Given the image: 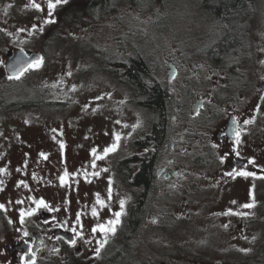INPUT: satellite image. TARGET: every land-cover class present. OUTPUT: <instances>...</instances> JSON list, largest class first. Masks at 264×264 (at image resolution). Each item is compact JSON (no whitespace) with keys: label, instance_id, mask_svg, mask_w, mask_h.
<instances>
[{"label":"rangeland","instance_id":"obj_1","mask_svg":"<svg viewBox=\"0 0 264 264\" xmlns=\"http://www.w3.org/2000/svg\"><path fill=\"white\" fill-rule=\"evenodd\" d=\"M35 2L41 4L43 11L27 6L31 0H0V61H3L0 63V97L24 100L41 95L47 100L64 103L50 109L36 105L0 109V168L7 170L0 172V181L3 182L0 183V204L4 205L6 224L10 221V226H6L0 239H9L11 234L20 230V209L35 206V200L43 196L62 198L65 187L59 177L67 170L70 174L77 173L72 177L79 206L89 216L90 238L97 242L103 238V234L98 231L93 233L92 228L113 218L114 212L120 210V200L125 201L126 211L134 199L116 174L115 166L119 158L132 152L134 139L149 128L151 113L137 103L136 94L129 85L118 82L100 66L102 64L96 58L95 48L110 47L109 52L118 53L124 58L127 52L142 51L155 76L166 81L169 61L185 56L184 53L192 54V48L186 45L195 46L197 42L207 39L214 32V23L200 9L196 0H169L166 6L168 12L162 11L160 3L147 8L145 12L121 5L118 10L112 11L110 17H103L95 25L73 19L71 23L57 25L56 22L50 26L43 24L47 17L44 16L47 13L46 0ZM256 9L246 40L253 47L256 75L250 77L258 88L260 77H264V0H257ZM157 12L159 16L155 18ZM61 17L64 16L56 15V21H61ZM33 25H37V28L34 29ZM40 26L44 30L49 27L48 31L54 35L50 41L48 37H41ZM240 40L246 44L245 40ZM93 45L99 47L94 48ZM42 46L44 59L41 67L32 69L18 80H10L5 68L8 48H17L12 49L16 51ZM189 60L198 61L195 57ZM208 64L209 61L206 63L209 67ZM179 78L175 80L178 86L182 84ZM157 82L155 80L153 84ZM183 86L187 95L185 100H190L192 106L196 93L200 94L204 89ZM172 94L174 100L180 98L179 90L171 91ZM261 125L264 127V111ZM117 134L120 136L117 150L96 159L92 150L96 149V155L101 156L103 149L115 141ZM41 153L46 154L47 158L42 157ZM94 160L95 167L92 166ZM85 171L87 178L83 175ZM20 181L27 186L20 184ZM97 194L106 201L103 207L96 203ZM17 201L22 203L18 204ZM93 207L97 209V216L92 215ZM185 225L181 224L171 231L161 226H147L142 234L149 238L153 248L159 244L161 247V242L168 240L167 235H172L170 241L166 242L169 250L185 249L188 244L183 238L196 237L201 243L207 241V231H192ZM248 231L251 233L252 229ZM120 232L118 228L115 235L109 234L108 238L115 240ZM208 232L215 247L223 233L218 228ZM175 238L180 240L177 242ZM240 249L250 251L242 252ZM254 251L253 243L242 241L233 228L224 227L227 259L241 257L251 260Z\"/></svg>","mask_w":264,"mask_h":264},{"label":"flooded vegetation","instance_id":"obj_2","mask_svg":"<svg viewBox=\"0 0 264 264\" xmlns=\"http://www.w3.org/2000/svg\"><path fill=\"white\" fill-rule=\"evenodd\" d=\"M68 4L60 6L54 15L64 16L63 11ZM246 44L242 42L231 46L234 49L232 55L221 54L219 58H215L212 53H204L208 51H200L197 44L186 45L192 48V54L184 53L185 56L169 61L166 81L159 80L152 69V77L149 78L152 82L158 81V86L168 94L164 133L160 139L155 137L154 127L159 121V113L152 106L143 104L151 113V124L134 139L132 152L123 157L141 155L140 159L144 161L151 159L152 181L148 185L137 183L136 172L140 166L136 165L131 171H122L118 162L123 158H119L115 166L116 174L123 181L126 191L134 197L125 211L127 218L133 206L138 203L143 205L138 226L127 238H122L121 233L115 240L108 238L101 255H94L98 245L96 240L90 238L89 216L79 206L73 177L69 173V183L64 184L65 194L62 198H42L51 211L46 208L37 209L32 216L25 217L24 223L19 221L21 228L18 233L11 234L9 239H0V264H25L33 255L35 264H264V127L261 125L264 99L260 98L264 96V77H260L261 82L256 88V83L250 77L255 74L256 67L253 47ZM109 48H103V52L106 55L113 54L122 62H128L134 55L127 52L124 58L118 53L109 52ZM12 49L8 48L7 53ZM142 55L147 60L143 52ZM191 57L198 61H190ZM96 58L102 64L99 57ZM208 61L209 67L206 66ZM179 76L182 81L180 86L175 81ZM183 85L204 89L202 93H196L192 106L190 100H185L187 95ZM175 90L180 92V98L176 100L171 95V91ZM257 105L260 106L258 111ZM253 116L254 123L243 124V120ZM233 119L241 131L239 145L234 142ZM233 149L240 152L239 157ZM221 156H226L224 163H221ZM249 159H254L255 163L248 164ZM233 168H244L255 173V176L233 178L226 175ZM253 198L255 207H241L251 203ZM228 209L247 212L248 215H223ZM1 218L2 238L10 221L6 224L5 212ZM123 219L124 215L117 229L126 224ZM184 223L192 231H207V241L201 243L196 237L183 238L188 244L185 249L169 250L166 242L170 241L172 235H167L169 238L161 242V247L159 244L153 248L149 238L142 234L147 226H161L171 231ZM224 224L233 228L242 241L254 244L253 259L226 258ZM73 228L83 235H76ZM213 228L223 233L215 247L212 246L211 234L208 232ZM250 229L251 233L247 232ZM24 232L28 235L25 236ZM70 239L77 241L75 246L68 243ZM174 240L178 242L180 239ZM188 240L191 242L188 243ZM29 248L31 252H28Z\"/></svg>","mask_w":264,"mask_h":264},{"label":"trees","instance_id":"obj_3","mask_svg":"<svg viewBox=\"0 0 264 264\" xmlns=\"http://www.w3.org/2000/svg\"><path fill=\"white\" fill-rule=\"evenodd\" d=\"M196 1L198 2L200 9L214 23V32L207 39L204 38L203 42H197V48H200V51H208L204 52L207 55H211L212 53L215 58H219L221 54L232 55V50L234 49L231 46H236L237 43L241 44L240 42L242 41L240 39L245 40L249 33L248 27L257 11V0ZM156 3H160L163 12H168L166 6L169 4V0L70 1L63 11L64 17H61V21H57L56 24L59 25L61 23L63 25L67 22L71 23L74 19L77 22L84 20L85 23L90 22L95 25L98 24L103 17H110L112 11L118 10L121 5L132 6L135 9L138 8L139 11L145 12L147 8L154 6ZM158 12L155 13V18L159 16ZM53 25L54 24H51L50 26ZM48 28L49 27L43 32H40V34H42V38L48 37L50 41L54 35H51ZM43 47L44 46L41 47V50ZM95 50L99 60H101L103 68L112 73L118 82H126L133 88L136 95H138L136 98L138 103L142 105L148 104L149 107L152 106V108L158 111L159 121L154 127V135L160 139L164 133V121L166 120H164V114L168 94L166 90L159 87L157 83L153 84V82H151L152 79L149 77H152V68L149 62L144 59L145 57H142V51L139 53L135 52L128 62H122L113 54L112 56L106 55L102 48ZM3 94L5 95V93ZM23 99L24 100L7 99L2 96L0 97V109H19L30 105L50 109L54 106L59 107L64 103V101L47 100L41 95ZM140 158L141 155H132L128 158H123L118 162V166L122 171H125V169L131 171L136 165L140 166V169L136 172V182L148 185L152 181L153 161L151 159L144 161L143 158ZM142 208V203H138L132 207L128 218L127 213L124 215L123 220L126 222L127 226L124 223L121 227L120 233L122 238H127L129 233L136 229L142 214ZM1 217H4L2 209H0V219H2Z\"/></svg>","mask_w":264,"mask_h":264},{"label":"snow or ice","instance_id":"obj_4","mask_svg":"<svg viewBox=\"0 0 264 264\" xmlns=\"http://www.w3.org/2000/svg\"><path fill=\"white\" fill-rule=\"evenodd\" d=\"M46 3H47V17L43 21V24H45V25H47V24H55L57 22L56 19H55V15H54L56 10L60 6L68 4L69 0H46ZM27 6H29L31 8H34V9H37L38 11H43V8H42L41 4L40 3H36L35 0H31V3L29 5H27ZM33 28L34 29L37 28V25H33ZM39 31L40 32L44 31L43 26L39 27ZM43 59H44L43 56H37V57H35L33 59H27L25 57L19 58L16 63H14L13 65L9 66L10 69H11L12 75H10L8 78L9 79H17V80L20 79L27 71L41 67V65L43 64ZM0 63H3V61H0ZM70 74L71 73H69V75ZM260 98L264 99V96H261ZM259 107H260L259 105L256 106V110L257 111L259 110ZM254 121H255V117L253 116V117H251L249 119L243 120V124L244 125H250V124L254 123ZM117 123H119V121H117ZM233 123H234L233 135H234V138H235L234 142H235L236 145H239L241 143V139H240L241 131H240V128H239V124L236 122L235 119H233ZM133 127H136V125H134ZM119 141H120V136L117 134L115 136V141L110 146H108V147L103 149V154L101 156L96 155V149L92 150L93 156L96 159H102L103 157L107 156L109 153L115 152L117 150L118 146H119ZM60 147H61V149H63V147H64L63 142L60 143ZM233 151H235V155L237 157L240 156V152L238 150L233 149ZM40 155L42 157H44L45 159L47 158L46 154H44V153H41ZM226 155H228V154H226ZM225 158H226V156H221L220 157L221 163L225 162ZM247 163L248 164H254L255 160L254 159H249L247 161ZM92 166L95 167V160L93 161V165ZM245 168H246V165H245ZM6 171H7L6 169L0 168V172H6ZM105 171H107V170L105 169ZM71 175L73 177H75L77 175V173H72ZM83 175L85 176V178H87L88 173L85 171L83 173ZM93 175H99V173H94ZM226 175L235 178L236 176H243V177L255 176V173L246 171L244 168H241V169L233 168L231 171L227 172ZM59 180H60V183L62 185L69 183V173H68L67 170H65L63 172V174L59 177ZM0 183H3V182L0 181ZM20 184H24V186H27L24 181H20ZM108 198L109 199L111 198V185H109ZM17 203L18 204L22 203V201H17ZM96 203L103 207L105 205L106 201L101 199L99 194H97ZM119 203H120V210L114 212L113 218L108 219L105 223H98L92 228V232L93 233H96L98 231L99 233L103 234V238L100 239L99 241H97V245L98 246L94 250V255L96 257H99L101 255V250L108 243L109 234L115 235V233L117 231V226H119L121 224V222H122L121 221V217L123 215H125V201L124 200H120ZM232 203L235 204L236 201H232ZM35 204H36L37 207L36 208H32V209H30L28 211H25L24 209H20V222L21 223H24L25 217L32 216L37 211V209H39V208H46V209H49L50 211L52 210V209L49 208V205L43 199L35 200ZM241 207H243L245 209H250V208L255 207L254 198H253L251 203L243 204ZM2 208H4V205L0 204V209H2ZM222 214L223 215H238V216H247L248 215L247 212H238V211L234 212L232 209H228L227 212L222 213ZM92 215L93 216H97L98 215L97 209L95 207L92 208ZM78 222H79V214L77 216V223ZM224 227H227V225H224ZM72 231L74 233H76V235H78V236H82L83 235L82 232H76L75 228H73ZM24 235L27 236L28 233L24 232ZM57 239H59V238H57ZM68 243L70 245H72V246H75L77 241L75 239H70L68 241ZM31 251H32L31 248H29L28 252H31ZM240 251L248 252V251H250V249H240ZM25 255H27V253ZM21 259L23 260L24 257L22 256ZM25 264H35L34 255H33V258L31 260H29V261H26Z\"/></svg>","mask_w":264,"mask_h":264},{"label":"water","instance_id":"obj_5","mask_svg":"<svg viewBox=\"0 0 264 264\" xmlns=\"http://www.w3.org/2000/svg\"><path fill=\"white\" fill-rule=\"evenodd\" d=\"M37 56H41V52L39 50L33 51V52H27L24 51L23 49H18L16 51H13L9 57L7 58L6 61V69L8 71L9 74L12 75L11 69H10V65H13L14 63H16L18 61L19 58L21 57H25L27 59H33Z\"/></svg>","mask_w":264,"mask_h":264}]
</instances>
